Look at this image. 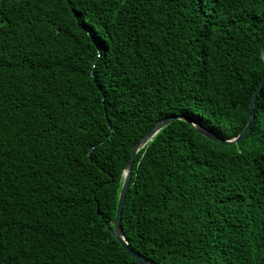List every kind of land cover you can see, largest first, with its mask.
Listing matches in <instances>:
<instances>
[{"label":"trees","instance_id":"obj_1","mask_svg":"<svg viewBox=\"0 0 264 264\" xmlns=\"http://www.w3.org/2000/svg\"><path fill=\"white\" fill-rule=\"evenodd\" d=\"M264 0H0V264H264ZM106 223L108 226H106Z\"/></svg>","mask_w":264,"mask_h":264},{"label":"water","instance_id":"obj_2","mask_svg":"<svg viewBox=\"0 0 264 264\" xmlns=\"http://www.w3.org/2000/svg\"><path fill=\"white\" fill-rule=\"evenodd\" d=\"M264 81V76L259 80L258 84L256 85L252 98H251V104H250V117L248 120V123L246 125V127L243 129V131L236 136L235 141L233 139H223L218 137L214 132H212L211 130L203 127L201 124H199L200 126H202L204 129L207 130L208 133L210 134H205L204 132L199 131L200 133H202L204 136L210 138L213 141L222 143V144H228V143H232V142H237L238 139H240L243 134L246 132V130L249 128V125L252 121L253 118V113H254V105H255V99L257 96V92L260 88V86L262 85ZM176 119H182L188 122H192L191 119L184 115V114H179V115H169L166 116L162 119H160L159 121H157V123L151 128L149 129L133 146H132V150L131 153L128 157L127 163H126V167L124 170V179L122 182V186L119 192V197H118V205H117V211H116V216L115 218L112 220V224L113 227L111 228V233L112 235H114V237L118 240V242L122 245V247L126 250V252L133 258H135L139 264H156L153 263L151 260L147 259L145 256L141 255L140 253L136 252L135 250H133L126 242V240L124 239L123 235H122V229H121V215H122V210H123V204H124V200H125V196L128 190V186H129V182H130V178H131V168L134 162V157L136 152L142 147L144 146L148 141L151 140V138L164 126H166L167 124L171 123L172 121L176 120ZM164 123H161V122ZM194 125L197 126V123H193ZM155 129V131H154ZM198 129V127H197ZM106 226H108V224L106 223Z\"/></svg>","mask_w":264,"mask_h":264},{"label":"snow or ice","instance_id":"obj_3","mask_svg":"<svg viewBox=\"0 0 264 264\" xmlns=\"http://www.w3.org/2000/svg\"><path fill=\"white\" fill-rule=\"evenodd\" d=\"M67 2L70 3L71 0H67ZM161 123H164V122L162 121ZM197 127H198V130H199V131L204 132L205 134H210V133L207 132L206 129H204L202 126L199 125V122H197ZM154 131H155V129H154ZM235 139H236V138H233L234 141H235Z\"/></svg>","mask_w":264,"mask_h":264}]
</instances>
